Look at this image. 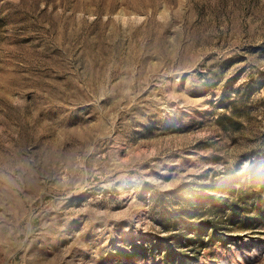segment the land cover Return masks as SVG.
Segmentation results:
<instances>
[{"label": "rangeland", "instance_id": "obj_1", "mask_svg": "<svg viewBox=\"0 0 264 264\" xmlns=\"http://www.w3.org/2000/svg\"><path fill=\"white\" fill-rule=\"evenodd\" d=\"M169 253L264 264V0H0V264Z\"/></svg>", "mask_w": 264, "mask_h": 264}, {"label": "trees", "instance_id": "obj_2", "mask_svg": "<svg viewBox=\"0 0 264 264\" xmlns=\"http://www.w3.org/2000/svg\"><path fill=\"white\" fill-rule=\"evenodd\" d=\"M234 209V208H233ZM209 228V230H212L213 231V234L215 233L214 232V227H208ZM205 229V228H204ZM207 231V230H206ZM169 249H171V247H169ZM170 256H172L170 253L168 254V255H166V257H165V264H169L168 262H170L171 261V257Z\"/></svg>", "mask_w": 264, "mask_h": 264}]
</instances>
